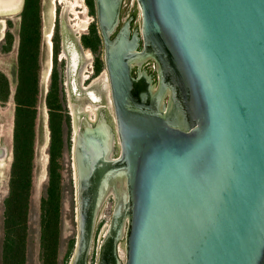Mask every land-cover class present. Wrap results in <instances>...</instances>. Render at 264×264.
Wrapping results in <instances>:
<instances>
[{
	"label": "water",
	"instance_id": "obj_1",
	"mask_svg": "<svg viewBox=\"0 0 264 264\" xmlns=\"http://www.w3.org/2000/svg\"><path fill=\"white\" fill-rule=\"evenodd\" d=\"M137 2L95 0L114 119L78 116L69 264L109 199L96 264H264V0Z\"/></svg>",
	"mask_w": 264,
	"mask_h": 264
},
{
	"label": "rangeland",
	"instance_id": "obj_2",
	"mask_svg": "<svg viewBox=\"0 0 264 264\" xmlns=\"http://www.w3.org/2000/svg\"><path fill=\"white\" fill-rule=\"evenodd\" d=\"M15 15L0 16V74L8 81L9 97L7 100L0 98V264H3V243L5 237V214L6 199L11 191V179L13 163L15 159V115L17 91L20 75V54L24 36H28L25 27L31 28V36L26 50L33 56L35 51L36 60L31 59L30 76L37 78V94L35 106L37 116L35 121V135L33 140V154L31 160V188L27 207L25 228V264H69L74 253L78 230L77 222V197L76 181L74 173L73 143L74 129L78 120L70 117V103L74 100L69 89L70 74L67 67V55L64 52L65 42L70 40V35L87 34L90 29L96 38L95 52L92 58H98L101 69L98 76L105 80V89L102 91L103 100L99 102L98 96L93 105L101 106L102 110L110 119H114V110L107 81L104 64V47L99 35L97 24L95 0H85V6L78 7V15L73 14L67 3L75 0H39V25L38 30L33 31L34 14L24 20V7ZM89 21L90 29L71 31L78 17ZM132 16L133 27H141V12L137 0H124L121 23ZM29 28V29H30ZM35 28V27H34ZM76 29V27H75ZM54 32V33H53ZM80 32V33H79ZM53 33V37H52ZM38 37V44L35 38ZM35 37V38H34ZM52 37V38H51ZM53 39V47H52ZM68 39V40H67ZM56 41L58 52H56ZM90 56V53H88ZM87 66V65H86ZM148 70L155 71L156 64L149 61L145 65ZM86 69V68H85ZM54 73L58 74L62 112L69 116L68 122L64 123V146L58 158L57 171L60 174L59 190V213L51 222L43 238L42 223V200L48 196L50 187V109L47 105V96L51 89ZM84 82V81H83ZM5 91V88H4ZM91 96V95H90ZM91 103V102H90ZM83 111H85V105ZM82 115V114H81ZM95 118L96 114H92ZM91 116V114H90ZM92 117V116H91ZM25 155L23 157V162ZM25 164L22 165L24 168ZM22 169V168H21ZM113 209V200L109 199L104 206L97 223L94 249L90 256V263L96 264L97 250L100 239L108 225ZM124 249V241L121 243ZM124 251V250H123Z\"/></svg>",
	"mask_w": 264,
	"mask_h": 264
},
{
	"label": "trees",
	"instance_id": "obj_3",
	"mask_svg": "<svg viewBox=\"0 0 264 264\" xmlns=\"http://www.w3.org/2000/svg\"><path fill=\"white\" fill-rule=\"evenodd\" d=\"M34 14L32 20L33 31L38 30L39 25V0H26L24 7V20L29 21L28 16ZM30 23V22H28ZM35 27V28H34ZM28 36L23 38V46L20 54V75L15 100L17 102L15 115V159L13 163V172L11 179V191L6 199L5 214V237L3 243V264H25V228L27 207L31 188V160L33 154V140L35 135V121L37 109L35 106L37 94L36 74L30 76L31 59L36 60L35 51L32 54L26 50L31 36V28L25 27ZM30 28V29H29ZM35 38V37H34ZM93 44L96 48V38L93 37ZM38 37L35 38V44H38ZM56 52H58V42L56 41ZM101 62L98 61V71L101 69ZM58 74L54 73L51 89L47 96V105L50 109V187L48 196L42 200V223L43 238L47 228L59 213V180L60 174L57 171L58 158L64 146V123L68 122L69 116L62 112ZM5 88V91H4ZM9 97V88L7 79L0 74V98L7 100ZM25 155V162L23 157ZM25 164L24 168L22 165ZM22 168V169H21ZM48 264V263H47Z\"/></svg>",
	"mask_w": 264,
	"mask_h": 264
},
{
	"label": "flooded vegetation",
	"instance_id": "obj_4",
	"mask_svg": "<svg viewBox=\"0 0 264 264\" xmlns=\"http://www.w3.org/2000/svg\"><path fill=\"white\" fill-rule=\"evenodd\" d=\"M89 26L90 24L86 29H90ZM71 31L72 33L73 31L77 32L75 27H71ZM53 33H52V37H53ZM92 34L93 33L91 29L87 34L80 33L79 36H75V34H71L69 38L70 40L67 39L68 42H65L63 49L65 54L67 55V60H68L67 67L70 74L68 84H69L70 93L73 96L72 100H74L72 103H70L69 114L73 120H74L73 118L74 114H76L77 117H75L76 118L75 121L78 120V122H79L78 116L80 115V112L83 111L82 107H84V105L86 107L89 106L88 112L89 115L91 114L92 118H93L92 114H94L93 112H95V110L98 108L92 103L93 100L97 98L92 93H90L91 95L90 96L88 91H93L98 96L100 102L103 100L102 91H104L105 89V80L102 79L101 76H98L100 73V70L98 71L97 68V64L99 60L98 58L97 59L92 58L93 56H91L93 52H95V47L92 40V38L95 37V35ZM98 36L101 37L100 32ZM52 47H53V39H52ZM88 53H90V56H88L89 55ZM76 54H77V58H76L77 63H76V67L74 68V66L72 67V64L74 65L73 57L74 55L76 56ZM151 72L155 74V71H151ZM84 76L86 78H84ZM72 109H74L75 113H73Z\"/></svg>",
	"mask_w": 264,
	"mask_h": 264
},
{
	"label": "bare ground",
	"instance_id": "obj_5",
	"mask_svg": "<svg viewBox=\"0 0 264 264\" xmlns=\"http://www.w3.org/2000/svg\"><path fill=\"white\" fill-rule=\"evenodd\" d=\"M22 3H23V0H0V16H7V15H15V14H17L21 10ZM67 6L69 7L70 11L73 14L78 15L79 11H78L77 8L78 7L81 8V7L85 6V3H84V0H75V1H70V3H67ZM88 25H89V21L85 20V19H81L80 17H78V21H76L74 23V26L76 27L77 31L86 29L88 27ZM73 58H74V60H73L74 65L72 64V67L74 66V68H75L76 67V63H77V59H76L77 58V54H76V56L74 55ZM84 78H86V77L84 76ZM88 107L89 106L86 107L85 111L89 109ZM72 111H73V113H75L74 109H72ZM93 113L95 114L96 110ZM76 129L77 128L75 126L74 138H75V134H76ZM74 173H75L74 175H75V181H76V165H75V162H74Z\"/></svg>",
	"mask_w": 264,
	"mask_h": 264
}]
</instances>
